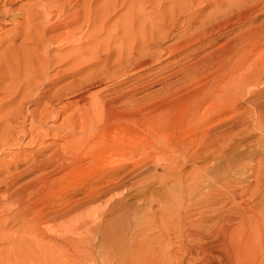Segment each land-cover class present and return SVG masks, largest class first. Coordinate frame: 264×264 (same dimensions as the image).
<instances>
[{"label":"bare ground","instance_id":"1","mask_svg":"<svg viewBox=\"0 0 264 264\" xmlns=\"http://www.w3.org/2000/svg\"><path fill=\"white\" fill-rule=\"evenodd\" d=\"M21 1H24V4L29 3V6L31 3L36 6H32L35 7L36 10H31L32 13H30L32 15L30 17L41 20H38V22L40 21L44 28H42V31H39L43 33L44 36L48 33L56 32L59 29H70L72 24L76 25V23H79L78 21L80 19V15L78 18H73L70 20L60 21L58 19V17L73 10L71 2L75 0H67V5L65 3L66 7L60 5L61 0L59 1L60 4L53 0L56 3V6L53 1H50L51 4L53 3V6H49V0H0V32L6 25L17 22L13 21L16 19V16L23 14V11L26 9L27 5L24 6V4H22L23 2L21 3ZM62 1V3L66 2V0ZM84 1L82 0L81 5L86 3ZM118 1H120L119 3L122 5V7H125V10L123 9L125 12H123V20L121 22H116L114 25L115 27L118 25L121 26L123 33H127L128 28L130 29L132 27L133 16L135 17L133 14L135 6L133 4L134 8L132 7L130 0H108L106 2L107 4L103 6L104 8H101V13L99 11L100 15L97 13L99 15L98 18H102V28L107 23L111 24L112 19H109L114 18L115 16L117 17L116 13ZM161 1L162 0L154 1V6L160 9V5L162 3ZM169 1L171 4L170 6H172L171 8L175 9V7L183 6V3L186 0H184V2L182 0L183 3L181 0ZM261 1V4L264 5V0ZM186 2L189 1L187 0ZM186 2L185 4H187ZM190 2L192 4L193 1L191 0ZM73 3V7H75L76 1ZM124 3H126V5H123ZM259 4L260 3L255 0H237L236 2L227 4V6L225 5L226 9L222 8L224 11H219V7L214 12L208 14V16H206L203 21L199 22V26L197 27V30L194 31V33L188 35L187 30L189 31L190 26L197 21V15L191 13L187 16L188 18L185 21V27H183L181 33L177 35L178 40L176 39V42L167 48L169 50V56L176 57L182 54L185 46L189 45L196 38V36H201L200 39L204 38L206 40L208 39V41H217L224 33L226 35H232L230 40L228 39L229 41L227 44L224 45L225 47L223 46L224 49L218 50L217 48V51L214 49L215 51H210L211 53H207V51L205 52L207 55H203L204 58L199 61L198 64L194 65L192 62V65L194 66L182 67L178 69V71H175V73H171L172 76L181 73L187 77V81L192 83L195 81L197 82L198 76H204L210 70H216L217 74H219V76H216V79L218 77V80L209 82L210 84L207 86V90H202L201 88L196 89L190 86L184 90L178 89V91H173L174 89L172 90V86L170 85L171 81L168 83L167 77L161 76L162 78L159 77L160 79L157 81H155L156 78H154V84L156 83L160 85V88L158 87L160 90L158 93L160 94L161 92L163 94V96L157 100H154L156 97L154 98L151 95L149 96L150 92L148 94L147 92L144 93L146 86L141 87L137 84H133V87L131 88L122 87V89L116 91L118 83L115 84V81L117 78H121V76L126 77L127 73L130 72V70L128 72L127 66L125 69L123 68V70L118 71L117 74H114V71L112 75H110V73V76H107L108 74L105 76V80H107V82L110 81L114 83L116 87L111 90H102L98 93L91 94L88 97V104L82 107L83 110L80 112L81 118H78L80 121L76 118L75 119L78 121H73V123H70L73 118H71L69 121H66L69 123L68 125H66L67 123L64 124L66 126H64V129L61 132L64 133L63 135H65L63 145L47 153L36 150L35 152L31 150L32 152L27 154H23L21 152V154H16L15 157L13 156L11 160H9L10 158L8 157V160L10 161L8 163L4 162L5 164H2L3 161L0 162V193L7 192L5 195L2 194L3 196L0 194V243H5L2 257H0V264H60L59 260H63L65 264H73L72 252L76 256H81L84 259L89 260L88 254L82 248V246L84 242H88L90 239H92L90 238V233L93 230L98 233V238L96 240L98 252L100 253L99 257L101 258L99 261L100 264H250V262L253 261L249 257L252 251V241L258 242V245L253 246L257 248L259 246L262 249L261 251H263L262 255H264V228L260 226L264 219L262 218V214L261 217L258 214V217H260L259 219H261L258 220L259 224L256 218L254 219H256L257 223L252 222V218L254 217L252 215L256 210L254 209V206L253 208L247 207L246 205L248 203H244L243 206L241 204V206L236 205L234 202L236 196H234L233 193H231L233 194L231 195L228 193V191L227 193L230 195L227 194L226 196L221 194H213L208 198H204L206 196L203 198L195 197L194 191L197 190L200 184L199 182L202 179V174L200 177L195 174L196 172L193 173L194 175L189 180L187 179L186 183L183 181V174L179 171V168H177L178 164H180L182 161L186 162L189 160V152L192 149L193 153L196 152L201 141L205 142V140H209L210 143H212V141L217 138L216 136V138L212 139L214 133L217 132H215V130L219 129V126L216 125L217 123L209 127H207V125L214 118L221 116L223 117L224 114L235 109L237 101L240 100L237 99L239 98V95L242 93V91H244L243 88L246 89V86L249 83H259L263 80L264 50L259 51V48L261 49V47L264 46V21L256 27L246 26L252 17H254L253 14L258 10L257 8L260 6ZM23 6L25 7L24 9ZM70 9L72 10L70 11ZM84 10H86V8ZM169 10L171 11V9ZM233 10L236 12L232 13L231 11ZM158 12L159 10L157 13ZM173 12L175 14V10ZM166 13H168V11ZM229 13H231V15H228ZM72 14L73 12L71 15ZM67 15H70V13ZM217 15H228V22L225 20L217 21ZM174 16H176V14ZM174 16L172 15L170 18ZM89 19L87 17L88 22ZM26 22H22V25L20 23L19 27H14L11 30L14 36L12 38L10 35L11 33L9 34L12 44L10 42V44L3 51H0V154H6V149L14 147L15 145L17 146L24 144L28 145V147L35 146L36 144L40 145L43 144L44 139L50 134H52V136H50H54V138H57L59 135V130L54 128L53 131L52 127L50 128L48 126V122H46L49 117L54 119L55 116H49L50 112L48 113V108L45 109L47 110L46 114L43 113L44 109H41L43 107L46 108L49 102L47 101L48 104L46 103V106L44 105L40 108L41 110L39 111H42V113L38 111L39 116L35 114V111L37 110H34V108H36L35 105L37 102H39L38 100L42 98L43 94L45 93L44 88L50 86V88L53 89L54 87L53 85L55 80L50 79V76L48 75L49 72L47 73V68L45 65L49 64L52 66L54 63L56 65L57 62L54 60V63H52L53 61L50 54H47V58H45L46 55L42 54L44 56V60L39 59L41 56L38 58V55L37 57L30 58V56L32 57V54H34L36 51L38 53L39 49L36 48V45L32 42L31 43L35 45V48L37 49L36 51L31 50L34 53L31 52L30 54V52H28L29 50L26 51L27 49L24 48V46H26L28 43H26L28 39L25 37H29L31 35L34 37L33 34L30 35L32 29H30L29 24L32 22L28 24H26ZM173 22L175 21H172V23ZM36 24L38 25L37 22ZM17 25L19 24L17 23ZM21 26L26 27L22 29L23 27L21 28ZM109 26H105V31L107 30L106 28H109ZM173 26L167 31L163 29L164 32L159 28V30L162 32H160L158 35L155 34L154 36L152 34L153 37L151 36L146 41H143L146 38L143 39V48L140 47L142 49L141 51L143 52L137 53L135 55V62L129 65V67L140 68L136 71V73H140L141 71H146L149 69V63H153L156 60L158 61L161 54H151L150 52H147V48L156 46L160 40L165 38L166 35L170 34V32L175 29V23H173ZM116 29L118 30V28ZM157 29L158 28L154 27L153 30ZM35 30L34 33H37L38 30ZM237 30L238 32H236ZM69 31H64V35L58 36V34L57 39L54 41L53 39H55V37L52 39L49 38L51 35H47L48 38L46 40H48L49 46L51 47L53 43L56 44L55 41L57 44H61V46L72 41L74 33L72 34V31ZM110 31L112 30L110 29ZM132 32L133 31H131V33ZM234 32L235 34H233ZM102 33H105L103 29ZM21 36H23L21 42L18 41L20 43L16 44V42L13 44V41L16 39L18 40L21 38ZM39 36H41V34ZM139 36L137 38H140ZM38 37L36 35V38ZM36 38H33V40ZM131 38H133V34ZM40 39H43V37ZM3 40L4 39L0 38V47L3 45ZM108 43H106V45ZM212 44L213 43H211L209 46ZM96 45L95 47L98 46ZM28 47L30 46L28 45ZM102 47L104 46L102 45ZM198 47L196 46V48ZM8 48H12L11 51H9ZM99 48L101 49V47ZM45 49H48L47 46L44 48V50ZM91 49L93 50L94 48ZM116 51H121V49H117ZM160 51L158 50L159 53L162 52ZM26 52H28L29 55ZM50 52L52 53V51ZM109 52L110 51H108V53ZM37 53H35L33 56H36ZM108 56L109 54L103 57V59L94 57L95 62L94 64L90 65L96 66V64L101 63L107 68L110 62V60L108 61ZM252 56H254V59L251 61L249 58ZM75 59H71L73 61H70H78ZM92 60L93 58L90 59V61ZM248 60L251 64L246 66V63L249 62ZM72 65L75 66L74 64ZM82 66H84V64ZM110 66L112 65L110 64ZM87 67H89V65ZM72 69L73 67L70 70ZM92 69L94 70V68ZM160 70L161 69L159 68V71ZM77 72L78 74L80 72L86 74V77H84L82 80L77 79ZM87 72L85 73V69L83 70V68H77L76 72L73 70L72 73H70L72 78V80L70 79L71 82L57 87V89H59H56L55 92L61 91L71 93L72 91L76 93L82 90V85L86 81L92 80V84L96 83L98 75L95 77L92 76V74H97L94 73L96 71H92L93 73L91 74L90 72ZM22 73L25 76L23 79L21 77L23 76ZM149 73L151 74L152 72L149 71ZM142 75H144V73ZM142 75L137 77H141L142 79ZM64 76L66 75L64 74ZM36 78H40V80ZM148 78L151 79V77ZM224 78H227V82L221 88L220 85ZM37 80L39 82H37ZM180 82L181 81L179 80V83ZM263 82L264 81H262V83ZM41 85L43 86L40 87ZM171 90L174 93L171 94ZM111 91H113V93L109 94L108 99H104V97L101 95L103 92L104 94H107L105 92ZM52 92L54 93V90ZM52 92L50 96L54 95ZM58 95L59 94H57V96ZM50 96L49 100L51 101L52 99H50ZM18 97H20V100L17 102V99H19ZM47 98L45 97V100ZM25 100L27 103L33 102L32 104L34 105V108L30 109L29 107L31 106L27 107V105H25L26 102L24 103ZM118 101H120L118 103L119 105L117 104L120 106V109H117L114 105V103ZM7 105H11L10 110L7 112L3 111V109L7 108ZM25 106L26 111L22 113ZM256 107V115L258 117L256 120L260 123L261 118L263 117L264 119V103L259 104ZM253 112H255V109ZM11 119L15 121H25V119L29 120L26 121L28 122V128L25 130L18 129L19 131L18 133L16 132V134L15 132L11 131V129H14L15 127L11 129L9 128V130L7 127H5L7 123L4 125L6 121L8 122V120ZM230 119L232 120V118ZM230 119H223L219 121L221 125L220 127L229 125L226 129L227 131H230L233 127L235 128L236 126H239L243 123V120H236L235 123H231L229 122ZM235 119H237V117H235ZM23 123L24 122H21L20 124H15L13 126L18 128V125ZM203 127H207L206 134H209L208 138L206 139L203 138L205 134L201 131ZM14 130H16V128ZM140 135L143 136L141 139L139 138ZM231 136L229 137L230 140ZM229 138L227 140H229ZM214 142L216 143V140ZM221 145L219 147H221ZM48 146L51 148L52 145ZM214 147L215 146H213L209 152L212 150L217 151L218 146L213 149ZM226 147L229 146L227 145ZM153 148L163 152H168L170 149V152L175 154V156L169 154L167 155V158L163 157V159L166 158L164 160L166 161L164 168L165 174L159 177L158 183L160 182L163 184L171 179L172 182L175 180L174 182H177V184H175L176 186L178 185V188L176 187V189L177 191L179 190V194L175 192L178 195H171L169 193L170 195L165 194L163 196L162 192L158 194L160 197L155 195L156 197L154 198L149 192V203L156 202L159 206L157 207L158 210L155 208L154 210L156 211L153 210L146 212L145 208L142 209V212L137 211V214L131 218V212L129 211L130 208H127V205H124V203L127 201H125V199H127L125 198V195H127L126 193H130L132 190L136 189L138 190L139 194H141V191L144 193V190L139 191L140 187L138 189V186L143 183V178H137L142 177L138 176L144 173L142 171L145 169L148 161L151 159L152 154L150 155V153L154 151ZM207 152L208 151L204 153H206L208 156ZM191 155L193 154L191 153ZM158 156H156L155 163ZM117 157L121 158L118 159ZM158 159L160 160V158ZM180 160L181 162L179 163ZM105 163L108 164L106 165ZM158 163H161V161ZM19 166H23L21 167L23 169H18ZM179 166L182 165L180 164ZM61 172L62 174L59 175ZM32 173H35V175L30 180L15 188L13 187L11 190V187L15 185L21 176L23 177V175ZM190 174L192 175V173ZM151 177H153L152 180H154L155 176ZM148 179L149 178L146 180ZM146 180L144 181L146 182ZM59 190H61V192H57ZM168 190H165L164 192L166 193ZM147 198L146 200H148ZM249 199L250 198H248V200ZM248 200L246 202H248ZM236 202L239 203L238 200H236ZM249 212L253 214L251 215ZM233 222L235 224H233ZM8 224H12L14 228H6ZM58 241H60V243H58ZM59 244L65 248H62L60 254L58 253L61 249V245L59 246ZM56 248L59 249L58 252ZM261 263H263V258H261L259 261V264Z\"/></svg>","mask_w":264,"mask_h":264},{"label":"rangeland","instance_id":"2","mask_svg":"<svg viewBox=\"0 0 264 264\" xmlns=\"http://www.w3.org/2000/svg\"><path fill=\"white\" fill-rule=\"evenodd\" d=\"M53 1V0H49V2H48V5L49 6H53V3L55 4V6H56V3H58V4H60V5H62V6H65L66 7V5H67V0H66V2H64V3H62L60 0H55V2L53 1V3L51 4V2ZM59 1H60V3H59ZM65 1V0H64ZM76 1V3H75V7H73L74 6V3L73 2H75ZM75 1H73V2H71V4H72V8H73V10L72 9H70V11L71 12H69L70 13V15H67V14H69V13H66L65 15H62V16H60V17H58V19L60 20V21H62V20H70V19H73V18H78V16L80 15V19H79V23L77 24L76 23V25L74 24H72L71 26H70V29H59V30H57L56 32H51V33H48V34H46L45 36H44V34L43 33H41L39 30H41L42 31V28H44V26H42L43 24H41L40 23V19H33L34 17H30L32 14V12H31V10H36V6L33 4V3H31L30 4V6H29V3H27V4H24L25 2L24 1H21V3L22 4H24V6L25 5H27L26 6V9H24L25 7L23 6V9H24V11L26 12H24L23 11V14H21V15H18V16H16V19H14L13 21L15 22V21H17V22H15V23H10V24H8V25H6L2 30H1V32H0V38L1 39H4L3 40V45L0 47V51H3L9 44H10V42H11V44H12V41H11V37L9 36V34L12 36V38L14 37L13 36V33H12V29L14 28V27H19L20 26V23H21V25H22V22H26V24H28V23H30V22H34L33 24L31 23V24H29V26H30V29H32L31 30V32H30V35L31 34H33V36L34 37H32V35L31 36H29V37H25L26 39H28V41H26V46L28 47V45L30 46V47H26V46H24V48L25 49H27L26 51H28V52H30V54H31V52L32 51H36L37 49L36 48H38L39 50H41V51H39L38 50V53H37V51L35 52V53H37L36 54V56H33L35 53L34 52H32V53H34V54H32V57L30 56V58H33V57H37V55H38V58L39 59H43L44 60V56L42 55V54H44V55H46V57L45 58H47L48 57V55L50 54V56H51V59H52V63H54V60H55V62H57L56 63V65H55V63H54V65H52V66H50L49 64L47 65H45V67L47 68V73H48V75L50 76V79H53V80H55V82H54V87H53V89L52 88H50V86L49 87H45L44 89H45V95L43 94V96H42V98H40L41 99V101H40V99L38 100L39 102H37V104L39 105H35L36 106V108H34V105L32 104L33 102H29V103H27V101L25 100L24 101V103H25V105H27V107H29V106H31V107H29L30 109H32V108H34V110L36 109L37 111H35V114L36 115H38L39 116V113H38V111L39 110H43V113L44 114H46L47 113V110H48V113H49V116H55V118L53 119V118H51V117H49L48 119H47V121L46 122H48V126L51 128L52 127V130L55 128V129H57V130H59V137L57 136V138L55 137L54 138V136L53 137H51L52 136V134H50L47 138H45L44 139V142H43V144H40V145H38V144H36L35 146H29L28 147V145H24V144H21V145H15L14 147H11V148H9V149H6V154H0V162H2V164L5 162V163H8V162H10L9 160H11L12 158H13V156L15 157L16 156V154H21V152L24 154V153H29V152H35V150L36 151H41V152H44V153H47V152H50V151H52V150H55V148L57 149L58 147H60L61 145H63L64 144V139H65V135H63L64 133H61L62 131H63V129H64V126H66V125H68V123L69 122H66V121H69V120H71V118H73L72 119V121L70 122V123H73V121H78L81 117H80V112H82V107L83 106H86L87 104H88V97L91 95V94H95V93H98L99 91H102V90H111V89H113L114 87H116V85H114V83H112V82H110V81H108L107 82V80H105V76L107 75V76H110V75H112V73L114 72V74H117L118 73V71H121V70H123V68L125 69V67H127L128 66V72H129V70H130V72L129 73H127V75H126V77L125 76H121V78H117V80L115 81L116 83L115 84H117V88H116V91L117 90H120V89H122V87L123 88H131V87H133L132 85L133 84H137L138 86H146V88H148V89H146L145 88V90H144V93H146L147 92V94L149 93V96L151 95L152 97H156L154 100H157V99H159L160 97H162L163 96V94L160 92V94L158 93L160 90H159V88H160V85L159 84H154V82L155 81H157V80H159L160 78H162L163 76H165V77H167V80H168V83H170V81H171V83H170V85L172 86V90L173 91H178V89H181V90H184V89H187L188 87H190V86H192V88L194 87V88H196V89H204V90H207L208 89V85L210 84L209 82H214V81H217L218 80V77H217V79H216V76H219V74H217V71L216 70H210L207 74H205L204 76H198L197 77V82L195 81V82H190V81H187L188 79H187V77H185L183 74H181V73H178V74H176V75H174V76H172L171 75V73L173 74V73H175V71H178V69H180V68H182V67H188V66H194L195 64H198L199 63V61H201L203 58H204V56H206L207 54H205V52H207V53H211L212 51H215L217 48H218V50H220V49H224V45H226L227 44V42L230 40V38L232 37V35L231 34H229V35H226L225 33L222 35V37L221 38H219V40H217V41H208V39L206 40V39H204V38H201L200 39V37L201 36H196V38L189 44V45H187V46H185V49L183 50V52H182V54L181 55H179V56H176V57H171V56H169L170 54H169V50L167 49L169 46H171L174 42H176V39L178 38V36L177 35H179L180 33H181V31H182V28L183 27H185V21H186V19L188 18L187 16L188 15H190L191 13H194V14H196L197 15V18H196V22L195 23H193L191 26H190V29H189V31L187 30V32H188V35L189 34H192V33H194V31H196L197 30V27L199 26V22L200 21H203L204 20V18L206 17V16H208V14H210V13H212V12H214L215 10H217L219 7V11H224L223 9H226V6H227V4H229V3H232V2H236L237 0H192L193 2H192V4H191V0H188L189 2H186L187 4H185V2H184V0H183V2H182V0H181V2L183 3V6H185V7H183V6H181V7H175V9L174 8H171L172 6H170L171 4L169 3L170 1L169 0H162L161 2V5H160V9L159 8H157L156 6H154L155 5V3H154V1H157V0H152V2H151V0H130V2H131V4H132V7H133V4H134V6H135V10L133 11V14L135 15V17L133 16V23H132V27L129 29L128 28V30H127V33H123V30H122V27L121 26H117V27H115V23L116 22H118V21H122L123 19V12H125L124 10H125V7H122V5H120V1H118V4H117V13H116V15H117V17L115 18H110L109 20H111L112 21V23L110 24H105V26L106 27H108L109 25V28H106L107 30L105 31V26L102 28L101 27V19L102 18H98L99 17V15H100V13H101V11H102V9L104 8L103 6L104 5H106L107 3V1L108 0H86V1H84V2H86V3H83V5H81V3H82V0H75ZM80 1V2H79ZM129 1V0H128ZM255 1H257L258 3H260L259 5L260 6H258L259 8H257L258 10L253 14V16L254 17H252V19L247 23V27H256V26H258V25H260L263 21H264V5L263 4H261L262 3V1L261 0H255ZM65 3H66V5H65ZM227 3V4H226ZM20 4V3H19ZM33 4V5H32ZM78 4V5H77ZM190 4V5H189ZM123 5H126V3H124ZM187 5V6H186ZM226 5V6H225ZM29 6V7H28ZM32 6H35V7H32ZM84 8H83V7ZM183 7V8H182ZM186 7H188V8H186ZM261 7V8H260ZM82 8H83V11H82ZM86 8V10H84ZM102 8V9H101ZM134 8V7H133ZM223 8V9H222ZM263 8V9H262ZM28 9H30V10H28ZM66 9H68V8H66ZM124 9V10H123ZM156 9V10H155ZM159 10V12L160 11H163V12H158L157 13V11ZM162 9V10H161ZM167 9V10H166ZM169 9H171V11L173 10H175V14H176V16H174L175 14H174V12L172 11H170ZM199 9V10H198ZM222 9V10H221ZM28 10V11H27ZM80 10V11H79ZM121 10V11H120ZM88 11V12H87ZM99 11H100V13H99ZM168 11V13H166ZM31 12V13H30ZM73 12V14L71 15V13ZM82 12V13H81ZM84 12V13H83ZM86 12V13H85ZM135 12V13H134ZM154 12H156L157 13V15H156V13H154ZM196 12V13H195ZM232 13L234 12H236V11H231ZM78 15H77V14ZM89 13V14H88ZM99 15H98V14ZM118 13H119V15H118ZM171 15H170V14ZM199 13V14H198ZM27 14V15H26ZM74 14H76L75 16H73ZM163 14V15H162ZM164 14H166V15H164ZM83 15V16H82ZM162 15V16H161ZM174 16V17H172V18H177V19H172V18H170L171 16ZM228 15H231V13H229ZM228 15H225V16H223V15H217L216 16V20L217 21H221V20H225V21H227L228 22V19H229V17H227ZM122 16V17H121ZM155 16H158V17H155ZM186 16V17H185ZM26 17V18H25ZM28 17V18H27ZM87 17H88V19H89V17H90V19H89V22H88V20H87ZM101 17V16H100ZM164 17V18H163ZM120 18V19H119ZM136 18V19H135ZM161 18H163V19H161ZM172 19V20H170V19ZM22 19V20H21ZM26 19V20H25ZM30 19V20H29ZM108 19V18H107ZM149 19V20H148ZM179 19V20H178ZM29 20V21H28ZM38 20H40L39 22H38ZM87 20V21H86ZM97 20H98V22H97ZM115 20V21H114ZM136 20V21H135ZM20 21H22V22H20ZM38 23V25L36 24V22ZM110 21V22H111ZM172 21H175V22H173V23H175V29H173L171 32H170V34H168V35H166L165 36V38H163L162 40H160V42L156 45V46H154V47H152V48H147V52H150L151 54H154V53H158L159 55H160V59L158 60L159 62H160V64H159V62L156 60V61H154L153 63H149L150 65H149V69H147L146 71H141L140 73H136V71L138 70V69H140V68H137V67H129V65H131L132 63H134L135 62V55L137 54V53H140V52H143V51H141L142 49L140 48V47H142L143 48V42H142V40L143 39H145V40H143V41H146L147 39H149L151 36H152V34L155 36V34H159L160 32H164V30H168V29H170V28H172V26H173V23H172ZM184 21V22H183ZM107 22H109V21H107ZM17 23L19 24V25H17ZM165 25H164V24ZM183 23V24H182ZM14 24V25H13ZM16 24V25H15ZM25 24V25H26ZM86 24V25H85ZM100 24V25H99ZM151 24H153V25H151ZM11 25V26H10ZM13 25V26H12ZM24 25V24H23ZM82 25V26H81ZM157 25V26H156ZM160 25H161V27H160ZM162 25H164V26H162ZM197 25V26H196ZM9 26V27H8ZM32 26V27H31ZM35 26V27H34ZM42 26V27H41ZM99 28H98V27ZM114 26V27H113ZM155 28H158L157 30H153L154 29V27ZM167 26V27H166ZM23 26H21V28H22ZM26 27V26H25ZM25 27H23L22 29H24ZM38 27H41V28H38ZM111 27V28H110ZM120 27V28H119ZM163 27V28H162ZM174 27V26H173ZM73 28V29H72ZM80 28V29H79ZM81 28H83V29H81ZM116 28H118V30L116 29ZM135 28V29H134ZM159 28L160 29H162V31L161 30H159ZM36 29V30H35ZM97 30V31H94V30ZM102 29H103V31L105 32V33H102ZM110 29L112 30V31H110ZM120 29H121V31H120ZM164 29V30H163ZM34 30L35 31H37V33L35 34L34 33ZM72 31V34H73V36L74 37H72V41H70L69 43H67V44H65V45H62L61 46V44L59 45V44H57V42L55 41V43L56 44H54L53 43V45L50 47L49 46V44H48V40H46L48 37H47V35L49 36V35H51V37H49V38H52L53 39V37H55V39H53V41L54 40H56L57 39V37L58 36H60V35H64V31L65 32H67V31ZM114 30V31H113ZM21 31V30H20ZM69 31V32H70ZM78 31V32H77ZM94 31V32H93ZM131 31H133L132 33H131ZM22 32H23V30H22ZM21 32V33H22ZM33 32V33H32ZM40 32V33H39ZM58 32V33H57ZM61 32H63V33H61ZM115 32V33H114ZM118 32H120V33H122V34H120V33H118ZM146 32V33H145ZM154 32V33H153ZM157 32V33H156ZM191 32V33H190ZM236 32H238V30L236 31ZM149 33V34H148ZM178 33V34H177ZM41 34V36H39ZM42 34H43V36H42ZM59 34V35H58ZM76 34V35H75ZM95 34V35H94ZM105 34H106V37H105ZM108 34V35H107ZM110 34V35H109ZM116 35V36H114V35ZM124 34H125V36H124ZM130 34V35H129ZM132 34H133V38H131L132 37ZM151 34V35H150ZM233 34H235V32L233 33ZM36 35H37V37L38 38H36ZM53 35V36H52ZM54 35H56V36H54ZM58 35V36H57ZM113 37H112V36ZM140 35V36H139ZM150 35V36H149ZM156 35V36H157ZM129 36V37H128ZM140 37V38H137V37ZM10 37V38H9ZM22 37L23 36H21V38H19L18 40L16 39V40H14L13 41V44H15L16 42V44H18V43H20L21 42V39H22ZM41 37H43V39H40ZM111 39V42H110V39ZM112 37V38H111ZM122 37V38H121ZM153 37V36H152ZM32 40H31V39ZM33 38H36V39H34L33 40ZM97 38V39H96ZM120 38V39H119ZM128 38V39H127ZM135 38V39H134ZM40 39V40H39ZM74 39V40H73ZM107 39V40H106ZM127 39V40H126ZM197 39H199V40H197ZM203 39V40H202ZM229 39V40H228ZM24 40V39H23ZM22 40V41H23ZM29 40H31V41H29ZM36 40V41H35ZM137 40V41H136ZM139 40V41H138ZM178 40V39H177ZM206 40V41H205ZM18 41H20V42H18ZM42 41V42H41ZM34 43L35 45H36V48H35V45H33L32 43ZM37 42H39V43H37ZM46 42V43H45ZM97 42H98V44H97ZM110 44H109V43ZM198 42V43H197ZM201 42V43H200ZM216 42V43H215ZM226 42V43H225ZM33 45H31V44ZM79 43V44H78ZM106 43H108L107 45H106ZM124 43V44H123ZM131 43H133V44H131ZM137 43V44H136ZM195 43V44H194ZM211 43H213L211 46H209ZM39 44H40V46H39ZM98 46H97V45ZM121 44V45H120ZM56 45H57V47H56ZM95 45L97 46V47H95ZM101 45V46H100ZM102 45L104 46V47H102ZM132 47H131V46ZM39 46V47H38ZM43 46H44V48H46V46H47V50L45 51L44 50V48H43ZM49 46V47H48ZM145 46V45H144ZM195 46V47H194ZM196 46L198 47V46H200V47H198V48H196ZM203 46V47H202ZM224 46V47H223ZM34 47V48H33ZM53 47V48H52ZM56 47V48H55ZM99 47H101V49L99 48ZM128 47H130V48H128ZM158 47V48H157ZM219 47H221V48H219ZM31 48V49H30ZM44 50H42V49ZM55 48V49H54ZM89 48V49H88ZM91 48H94L93 50L91 49ZM195 48V49H194ZM9 49V51H11V49L12 48H8ZM51 49H53V50H51ZM91 49V50H90ZM120 50L121 49V51H116V50ZM160 49H161V51H160ZM191 49H193V50H191ZM215 49V50H214ZM32 50V51H31ZM80 50H81V52H80ZM85 50H87V51H85ZM88 50H89V52H88ZM112 50V51H111ZM158 50L161 52V53H159L158 52ZM197 50V51H196ZM260 50H264V46H262L261 47V49L259 48V51ZM48 51H49V53H48ZM50 51H52V53L50 52ZM70 51V52H69ZM94 51H95V53H94ZM108 51H110L109 53H108ZM128 51V52H127ZM211 51V52H210ZM217 51V50H216ZM28 52H26L27 54H28ZM42 52H45V53H42ZM67 52H68V54H67ZM78 52V53H77ZM85 54H84V53ZM118 52V53H117ZM145 52H146V49H145ZM190 52V53H189ZM40 53H41V55H40ZM74 53H76V54H74ZM123 53V54H122ZM130 53H132V54H130ZM48 54V55H47ZM53 54H55L56 56H57V61H56V56L55 55H53ZM80 54H82V55H80ZM95 56H94V55ZM109 54V59H108V61L110 60V62H109V65H108V67L106 68V67H104L101 63L100 64H96V66L94 65H90V64H94V62H95V59H94V57H98L99 59H103V57H105L106 55H108ZM119 55V57H118V55ZM129 54H130V56H129ZM29 55V54H28ZM62 55V56H61ZM93 55V56H92ZM204 55V56H203ZM64 56H66V57H64ZM79 56V57H78ZM81 56V57H80ZM83 56V57H82ZM123 56V57H122ZM181 56H182V58H181ZM187 56V57H186ZM43 57V58H42ZM54 59H53V58ZM60 57V58H59ZM64 57V58H63ZM77 57H78V59H77ZM181 59H180V58ZM201 57V58H200ZM75 59V60H78V61H75V62H77V63H75V62H71V61H73V60H71V59ZM80 58V59H79ZM93 58V62L92 61H90V59H92ZM123 58V59H122ZM174 58V59H173ZM178 58V59H177ZM184 58V59H183ZM59 59H61V60H59ZM62 59H64V60H62ZM116 59V60H115ZM180 59V60H179ZM187 59V60H186ZM200 59V60H199ZM252 59H254V56H252V57H250L249 58V60H251L252 61ZM68 60V61H67ZM71 60V61H70ZM176 60V61H175ZM179 60V61H178ZM183 60H184V62H183ZM186 60V61H185ZM248 60V61H249ZM88 61V62H87ZM124 61V62H123ZM128 61H129V63H128ZM172 61V62H171ZM198 61V62H197ZM87 62V63H86ZM91 62V63H90ZM156 62V63H155ZM168 62V63H167ZM179 64H178V63ZM183 62V63H182ZM189 62V63H188ZM194 63V65H192L193 63ZM196 62V63H195ZM74 64L75 66H73L72 64ZM79 63V64H78ZM113 63V64H112ZM120 63H121V65H120ZM126 63H128V64H126ZM39 64V63H38ZM37 64V65H38ZM81 64V65H80ZM84 64V66H82ZM110 64L112 65V66H110ZM124 64V65H123ZM159 64V65H158ZM164 64V65H163ZM176 64V65H175ZM191 64V65H190ZM249 64H251L250 63V61L249 62H247L246 63V66H249ZM79 65H80V68H79ZM86 65V66H85ZM89 65V67L91 68H89V67H87ZM114 65V66H113ZM171 67H169V66ZM175 65V66H174ZM181 65V66H180ZM124 66V67H123ZM167 68H166V67ZM174 66V67H173ZM180 66V67H179ZM50 67H52V68H50ZM73 67V69L72 70H70L71 68ZM85 67H87V68H85ZM103 67V68H102ZM120 67V68H119ZM34 68V67H33ZM77 68L78 69H82L83 68V70L85 69V73L87 72V73H89L90 72V74L91 73H93L92 71H96V72H94V73H97L96 75H94V74H92V76L93 77H95V76H97L98 75V78H97V82L96 83H93L92 84V80H88V81H86L83 85H82V90L81 91H79V92H76V93H74V92H72L71 91V93H69V92H61V91H56L55 92V90L57 89V87H59V86H63V85H65L66 83H69V82H71L70 81V79L72 80V78H71V75H70V73H72V71L74 70L75 72H76V70H77ZM89 68V69H88ZM92 68H94V70L92 69ZM99 68H100V70H99ZM102 68V69H101ZM152 68V69H151ZM159 68L161 69L160 71H159ZM177 68V69H176ZM52 69H53V71H52ZM57 69V70H56ZM87 69V70H86ZM216 69V68H215ZM32 70V69H31ZM69 70V71H68ZM99 70V71H98ZM150 72H152L151 74L149 73V71ZM67 71V72H66ZM155 71H157V72H155ZM30 72V71H29ZM161 72V73H160ZM81 73V74H80ZM79 74L81 75H79L78 74V72H77V75H76V78L77 79H79V80H82L84 77H86L85 75L86 74H83L84 73V71H83V73L82 72H80ZM111 73V74H110ZM120 73V72H119ZM134 73V74H133ZM144 73V75H142ZM158 73V74H157ZM64 74L66 75V76H64ZM110 74V75H109ZM131 74V75H130ZM150 74V75H149ZM156 74V75H155ZM166 74H167V76H166ZM22 75L23 76H21L22 77V79L25 77L24 76V74L22 73ZM140 75H142V79H141V77H137V76H140ZM170 75V76H169ZM181 75H183V76H181ZM207 75V76H206ZM63 76V77H62ZM129 76V77H128ZM146 76V77H145ZM153 76V77H152ZM162 76V77H161ZM82 77V78H81ZM125 77V78H124ZM145 77V78H144ZM148 77H151V79L150 78H148ZM160 77V78H159ZM171 77V78H170ZM173 77V78H172ZM175 77V78H174ZM200 77V78H199ZM206 79H204V78ZM209 77V78H208ZM131 78V79H130ZM137 78V79H136ZM140 78V79H139ZM154 78H156V80L154 79ZM158 78V79H157ZM181 78V79H180ZM215 80H214V79ZM36 79H38V80H40V78H36ZM101 79V80H100ZM134 79V80H133ZM145 79V80H144ZM184 79V80H183ZM211 79V80H210ZM263 80L262 81H264V78H262ZM37 80V82H39ZM136 80V81H135ZM148 80V81H147ZM155 80V81H154ZM179 80L181 81L180 83H179ZM186 80V81H185ZM203 80H204V82H203ZM226 80V81H225ZM131 81V82H130ZM262 81H260L259 83H249L247 86H246V89H244L243 88V90L244 91H242V93L239 95V98L237 99V100H239V101H237V104L235 105V109L233 110V111H231V112H228V113H226V114H224V116L222 117H216V118H214L208 125H207V127H209V126H211V125H213V124H216V125H218L219 127V129H217V130H215V132L216 133H214V135L212 136V139H214V138H216V136H217V138L216 139H214V141L216 140V143L214 142V141H212V143H210V141L208 140H205V142L204 141H201L199 144V146L197 147V150H196V152H194L193 153V149L189 152V156H190V158H189V160L188 161H182L181 162V160L179 161V163L182 165V166H179L180 164H178V166H177V168H179V171L183 174V177H184V179H183V181L184 182H186L187 183V179L189 180L194 174L193 173H195V174H197L198 176H200L201 174V180H200V184H199V186H198V188H197V190H195L194 192V196L195 197H197V198H203L204 196H206V197H204V198H208V197H210L211 195H213V194H221V195H223V196H226L228 193H233L234 194V196H236V199H235V204L236 205H238V206H243L244 205V203H248L246 206L247 207H251V208H253V206H254V209H256L255 210V212H254V214L253 213H251V212H249L252 216H254L253 218H252V222H256L257 223V221L258 220H261V219H259L260 217H261V214H262V218H264V119H263V117L261 118V121H260V123L259 122H257V115H256V113H257V105H259V104H263L264 103V82L262 83ZM22 82H23V80H22ZM58 84H57V83ZM135 82V83H134ZM184 82V83H183ZM201 82H203V83H201ZM225 82V83H224ZM226 82H227V78H224L223 79V81L221 82V88L224 86V84H226ZM188 83V84H187ZM119 84H121V85H119ZM191 84V85H190ZM119 85V86H118ZM183 85H184V87H183ZM199 85V86H198ZM204 85V86H203ZM43 85H41L40 87H42ZM130 86V87H129ZM150 86H152V87H150ZM181 86V87H180ZM196 86V87H195ZM248 86H250V87H248ZM159 87V88H158ZM205 87V88H204ZM61 88V87H60ZM176 88V89H175ZM220 88V87H219ZM43 89V90H44ZM48 89H51V90H48ZM59 89V88H58ZM57 89V90H58ZM54 90V93L52 92ZM172 90L170 91V93L172 94V93H174V92H172ZM50 91V92H49ZM50 94H49V93ZM51 92H52V94H54L53 96H50L51 95ZM115 92V91H114ZM247 92V93H246ZM47 93V94H46ZM67 93H69V94H67ZM81 93V94H80ZM105 93H107V94H104V92L103 93H101V95L104 97V99H108L109 98V94L110 93H113V91H111V92H105ZM155 93V94H154ZM217 93H218V91H217ZM219 93H220V91H219ZM49 94V95H48ZM57 94H59L58 96H57ZM66 94V95H65ZM248 94V95H247ZM48 95V96H47ZM85 95H86V97H85ZM158 95V96H157ZM242 95V96H241ZM49 96H50V99H52L53 100V104H52V100L50 101L49 100ZM84 96V97H83ZM45 97L47 98L46 100H45ZM59 97V98H58ZM106 97V98H105ZM158 97V98H157ZM19 99H17V102L20 100V97H18ZM44 98V99H43ZM58 100H57V99ZM56 99V100H55ZM44 101V102H43ZM46 101V102H45ZM49 102V104H48V102ZM56 101V102H55ZM51 102V103H50ZM120 101H118V102H115L114 103V105L116 106V108L117 109H120V106H118ZM40 103V104H39ZM48 105H47V104ZM29 104V105H28ZM31 104V105H30ZM118 104V105H117ZM46 106L47 105V107L45 108V107H43V106ZM53 107H52V106ZM238 106V107H237ZM41 107H43V108H41ZM50 107H52V108H50ZM4 108H6V107H4ZM10 108H11V105H7V108L6 109H3V111H9L10 110ZM41 108V109H40ZM48 108V109H47ZM45 109H47V110H45ZM49 109H50V111H49ZM53 111H52V110ZM81 109V110H80ZM238 109V110H237ZM254 109H255V112H253L254 111ZM23 110L24 111H22V113L23 112H25L26 111V106H25V108H23ZM55 110V111H54ZM45 111V112H44ZM52 111V112H51ZM79 111V112H78ZM246 111H247V113H246ZM250 111H252V112H250ZM40 113H42V111H39ZM79 113V115H78V113ZM245 112V113H244ZM56 113V114H55ZM237 113V114H236ZM242 113V114H241ZM253 113V114H252ZM54 114V115H53ZM238 115V116H236V115ZM42 115V114H41ZM244 115V116H243ZM246 115V116H245ZM46 116H48V115H46ZM233 116V117H232ZM240 116V117H239ZM241 116H243V117H241ZM255 116V117H254ZM80 117V118H79ZM235 117H237V119H235ZM239 117V118H238ZM245 117V118H244ZM70 118V119H69ZM78 119V120H76V119ZM230 118H232V120L230 119ZM51 119V120H50ZM223 119H230L229 120V122H231V123H235L236 122V120L238 121H242L243 120V123L242 124H240L239 126H236L235 128L233 127L232 128V130H230V131H227V127L229 126V125H227V126H223V127H220L221 125H220V122L219 121H221V120H223ZM247 119V120H246ZM233 120H235V121H233ZM263 120V121H262ZM26 121H29V120H26L25 119V121H18V120H13V119H11V120H8V122L6 121L5 123H4V125L7 123H9L8 124V126H7V124L5 125V127H7L8 129L10 128H16V130H14V129H11V131H13V132H17L18 133V129H23V130H25V129H27L28 127V122H26ZM80 121V120H79ZM11 122H12V124H11ZM21 122H24L23 124H21L22 126H25V127H22L21 125H18L19 127L17 128L16 126H13V125H15V124H20ZM219 122V123H218ZM261 122H262V124H261ZM14 123V124H13ZM26 123V124H25ZM53 123V124H52ZM63 123V124H62ZM67 123V124H66ZM77 123H79V122H77ZM50 124V125H49ZM64 124H66V125H64ZM3 125V126H4ZM10 125H11V127H10ZM62 125V126H61ZM253 125V126H252ZM243 126V127H242ZM262 128H261V127ZM61 127V128H60ZM207 127H203L202 128V132H204V134H205V136L203 137L204 139H206V138H208V133L206 134V132H207ZM9 129V130H10ZM206 129V130H205ZM259 129V130H258ZM246 130H247V132H246ZM54 131V130H53ZM233 132H234V134H233ZM16 133V134H17ZM229 133V134H228ZM242 133H245V134H242ZM248 133V134H247ZM200 134V133H199ZM232 136H231V135ZM221 135V136H220ZM224 135H225V137H224ZM119 136H121V135H119ZM207 136V137H206ZM215 136V137H214ZM231 136V140H230V137ZM143 136L142 135H140L139 136V138L141 139ZM220 137V138H219ZM262 137V138H261ZM132 138H134V137H132ZM229 138V140H227ZM233 138V139H232ZM51 139V140H50ZM201 139V138H200ZM224 139V140H223ZM223 141H227L226 143L225 142H223ZM232 141H233V143H232ZM238 141V142H237ZM222 143V145H221V143ZM51 143V144H50ZM203 143H205V144H203ZM223 143H224V145H223ZM230 143H231V145H230ZM263 143V144H262ZM59 144V145H58ZM210 144V145H209ZM211 144H212V146H211ZM226 144V145H225ZM48 145H52L51 146V148H50V146H48ZM56 145V146H55ZM205 145V146H204ZM221 145V147H219ZM229 146V147H226V146ZM263 145V146H262ZM39 146V147H38ZM211 146V147H210ZM213 146H215L213 149H215L217 146H218V148H217V151L215 150H212L211 152H209L210 151V149H212V147ZM224 146V147H223ZM47 147V148H46ZM207 147H208V149H207ZM209 147H210V149H209ZM33 148V149H32ZM36 148H38V149H36ZM41 148V149H40ZM40 149V150H39ZM154 149V151L153 152H151L150 153V155H151V159L148 161V164H147V166L145 167V169L142 171V172H144V173H142L140 176H138V177H141V178H137V179H142L143 178V183L140 185V186H138V189H139V187H140V189H139V191L140 190H144V193L141 191L140 193L141 194H139V192H138V190L136 189V190H132L131 192H133V193H126L127 195H125L126 197L125 198H127V199H125V201H126V203H124V205L126 206L127 205V208H130V212H131V218H133V216L134 215H136L137 214V211H139V212H142V209H145L146 208V212H148V211H153L155 208H156V210H158V208L157 207H159L158 206V204L156 203V202H152V203H149V199H150V197H149V192H150V194H151V196L152 197H158L159 195L158 194H160V193H162L163 194V196L165 195V194H167V195H178L179 194V190L177 191V189H176V187L178 188V185L176 186V184H177V182H172V179L171 180H169V181H166L165 183H160V185H159V183H158V179H159V177H161L163 174H165V171H164V168H165V162L166 161H164L166 158H167V155H169V154H171V155H174L175 156V154L174 153H172V152H170L171 150L169 149L168 150V152H163V151H158L156 148H153ZM32 150V151H31ZM49 150V151H48ZM157 150V151H156ZM201 150V151H200ZM11 151V152H10ZM206 151H208L207 153H208V156H207V154L206 153H204V152H206ZM162 152V153H161ZM170 152V153H169ZM197 152H199V153H197ZM212 152H214V153H212ZM163 153H167V154H163ZM191 153L193 154V155H191ZM197 153V154H196ZM204 153V154H203ZM223 153V154H222ZM206 154V155H205ZM210 154V155H209ZM160 157H159V156ZM164 155V156H163ZM195 155V156H194ZM44 156V155H43ZM156 156H158L157 157V160H159L158 158H160V160L159 161H157L156 160V163H155V159H156ZM198 156V157H197ZM213 156V157H212ZM10 159H9V158ZM163 157H166V158H164L163 159ZM193 157H195V158H193ZM118 159L119 158H121V157H117ZM9 159V160H8ZM163 161H162V160ZM193 159V160H192ZM161 161V163H158V162H160ZM183 162H185V163H183ZM4 163V164H5ZM155 163V164H154ZM106 164V163H105ZM108 164V163H107ZM106 164V165H107ZM157 166V167H156ZM162 166V167H161ZM21 167H23V166H19L18 167V169H23V168H21ZM25 167V166H24ZM201 167V168H200ZM204 168V169H203ZM206 168H207V170H206ZM209 168V169H208ZM192 169H193V171H192ZM195 169V170H194ZM203 169V170H202ZM168 170H170V169H168ZM178 170V169H177ZM205 170V171H204ZM184 171V172H183ZM189 171V172H188ZM153 172V173H152ZM190 173H192V175L190 174ZM211 173V174H210ZM60 174H62V172L61 173H59V175ZM186 174H189V175H185ZM35 175V173H32V174H28V175H23V177L21 176V178H19L18 180H17V182L15 183V185L14 186H12L11 187V190L13 189V187L15 188V187H17V186H19V185H21V184H24V183H26L28 180H30L33 176ZM144 175V176H143ZM146 175V176H145ZM151 176H155L154 177V180H152L153 179V177H151ZM188 176V177H187ZM190 176V177H189ZM150 177H151V179H150ZM187 177V178H186ZM204 177H205V179L208 181V183H207V181L204 179ZM3 178V177H2ZM147 178H149L148 180H146ZM186 179V180H185ZM144 180H146V182H148V183H146ZM155 180H156V182H155ZM211 180V181H210ZM223 181V182H222ZM227 183H226V182ZM232 181V182H231ZM152 182H154V183H152ZM170 184H169V183ZM167 183V184H166ZM176 183V184H175ZM202 183V184H201ZM205 183H207V184H204ZM169 184V185H168ZM172 184V185H171ZM228 184V185H227ZM164 185H166V186H164ZM174 185V186H173ZM227 185V186H226ZM142 187V188H141ZM167 187V188H166ZM174 187V188H173ZM201 187V188H200ZM222 187V188H221ZM173 188V189H172ZM227 188V189H226ZM167 191L168 189L169 190H171V191H169L168 190V192H164L165 190ZM221 189V190H220ZM256 189V190H255ZM176 190V191H175ZM235 190V191H234ZM219 191H220V193H219ZM227 191H228V193H227ZM254 191V192H253ZM57 192H61V190H59V191H57ZM138 194H137V193ZM157 192V193H156ZM175 192H177V193H175ZM153 193V194H152ZM170 193V194H169ZM236 193V194H235ZM1 194V196H3V195H5V194H7V192H2V193H0ZM3 194V195H2ZM197 194V195H196ZM199 194H200V196H199ZM202 194V195H201ZM230 194H228V195H230ZM233 194H231V195H233ZM251 194V195H250ZM254 194V195H253ZM156 195V196H155ZM242 195V196H241ZM244 195V196H243ZM246 195V196H245ZM162 196V195H161ZM238 196V197H237ZM148 199V200H146V198ZM160 197V196H159ZM241 198H242V200H241ZM248 198H250L249 200H248ZM256 198V199H255ZM239 199H240V201H239ZM236 200H238V202L239 203H237L236 202ZM248 200V202H246ZM124 201V200H123ZM124 201V202H125ZM245 201V202H244ZM261 201V202H260ZM242 202V203H241ZM262 204H260V203ZM258 203V204H257ZM150 206H149V205ZM153 204V205H152ZM241 204V205H240ZM251 204V205H250ZM237 206V207H238ZM261 209H260V208ZM150 208V209H149ZM263 208V209H262ZM1 209V208H0ZM132 209V210H131ZM140 209H141V211H140ZM156 210H154V211H156ZM257 211V212H256ZM138 212V213H139ZM144 212H145V210H144ZM258 214H259V216L260 217H258ZM256 215V216H255ZM254 218H256L257 219V221H256V219H254ZM249 221H251V220H249ZM233 224H235L234 222H233ZM258 224H259V221H258ZM264 219H263V223H261L260 224V226L261 227H263L264 228ZM263 225V226H262ZM12 224H8L7 225V227L6 228H9V229H13L14 228V226H12ZM8 229V230H9ZM74 234V233H73ZM90 235H91V237L90 238H92V239H90V241H88V242H84L83 243V246H82V248L87 252V254H88V257H89V260H86V259H84L83 257H81V256H76V255H74L73 254V252H72V259H73V264H90V263H92V264H100L99 263V261H100V253L98 252V247H97V238H98V233L95 231V230H93L91 233H90ZM74 236H75V234H74ZM58 243H60V241H58ZM258 242L256 241V242H251V246H252V251H251V253H250V255H249V257L251 258V260H253V261H251L250 262V264H259V261H260V259L261 258H263V263H264V255H262V252L263 251H261L262 249L258 246V248L257 247H254V246H256V245H258L257 244ZM2 244V245H1ZM61 244H59V246H60ZM254 245V246H253ZM2 246V247H1ZM5 248V243L3 244V243H0V257H2V252H3V249ZM60 250L58 249V248H56V250H57V252H58V250H59V254H60V252L62 251V248L63 249H65L64 247H62V245L60 246ZM255 248H256V250H255ZM257 252H258V254H257ZM58 254V255H59ZM99 254V255H98ZM262 255V256H261ZM259 260V261H258ZM258 262V263H257ZM59 263L60 264H65V262L63 261V260H59ZM263 263H261V264H263Z\"/></svg>","mask_w":264,"mask_h":264}]
</instances>
